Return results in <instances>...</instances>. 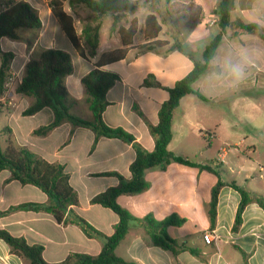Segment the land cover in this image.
<instances>
[{"label": "crops", "instance_id": "obj_1", "mask_svg": "<svg viewBox=\"0 0 264 264\" xmlns=\"http://www.w3.org/2000/svg\"><path fill=\"white\" fill-rule=\"evenodd\" d=\"M16 1L30 4L27 0ZM189 1L199 6L202 11L201 22L193 29L185 27L186 13L183 7L179 10L169 8L174 3L183 6ZM216 2L217 0H147L141 2L134 13L127 15L112 30V19L107 17L99 28L97 53L89 60H84L75 53L47 9L46 24L41 23V29L28 55L37 43L42 42L43 37H58V42L47 38L41 46L70 52L73 73L64 80L68 93L67 105L71 114L85 120L91 119V113L85 100L81 78L93 68L102 54L122 48L117 29L126 28L133 19L136 21L137 31L124 58L103 67L119 77L106 93L108 106L102 114L103 122L113 128L120 127L131 134L134 138L132 143L105 137L98 138L94 143L95 134L90 129L73 126L69 122H63L45 136L35 135L33 132L36 129L47 126L52 121V112L44 108L34 115H23L22 112L33 103V99L17 95L15 92L10 105L0 108V113L4 112V130L9 137L7 144L10 142L14 148L24 147L48 162L63 165L69 176V183L78 196V205L71 209L73 214L83 218L106 236L113 233L118 218L109 209L91 204L90 199L117 184L116 177L103 175L104 173L115 172L126 179L130 177L128 167L135 157L134 144L143 150L152 151L154 140L147 125L157 123V111L168 97L164 88L171 87L190 71L192 62L186 53L193 56L191 49L195 43L199 46L205 38H212L211 29L217 28L219 32L215 16ZM162 6L169 8L168 14L164 13ZM64 10L74 17L65 5ZM149 14L154 15L160 25L156 39L166 44L145 51L140 50L139 46L146 43L143 28L145 17ZM256 15L255 0H233L228 26L231 34L223 35L207 71L192 83L194 91L204 94L198 83L204 77H210V68L217 61L219 49L223 44L231 58H236L241 52H249L255 60L260 61L259 68L264 72V40L256 34L240 33L237 27L239 23H254ZM50 19L54 23L51 29ZM213 20L215 22L211 23ZM105 24L107 34L102 45L100 31ZM137 35L140 37L138 40ZM3 40L7 39L0 40L2 52ZM175 43L180 44L181 49L170 51L169 48ZM28 55L18 68H13L12 62L8 66L19 78L22 76L25 62L29 59ZM148 75L153 76L156 86L144 85ZM199 102L205 103L192 94L180 100L173 113L172 140L167 148L177 156L209 166L213 170L217 169L219 177L223 165H230L231 173L238 168L234 177L228 180L220 177L225 185L218 193L214 228L209 229L208 219L211 190L217 182V177L212 172L175 163L167 165L164 169H148L144 172L148 188L140 194L121 195L117 198V203L135 219L150 215L156 220H162L172 214L183 218L184 223L179 227H168L167 234L186 248L196 250L197 254L192 255L184 250L173 255L170 251L145 244L141 237L142 228L138 221H132L126 236L115 249L116 256L125 261H133L136 264H242L243 253L246 254V264H264V209L256 203L247 204L242 212L240 227L236 232L232 231L240 195L229 184L233 182L249 193L264 197V172L259 171L261 165L258 161L248 155V149L255 153L256 147L250 143L242 151L236 149L246 143L248 133L235 130L231 119L223 118L214 125V131L211 132L208 129L211 127L206 126L199 117ZM177 110L179 112L176 114ZM250 127L253 130L258 129L255 125ZM205 139L218 143L214 160L208 163L203 159H196V154L202 155L200 150ZM232 146L235 147L236 150L233 151L236 154L245 157L232 154L234 157L226 162L227 149ZM189 149L197 151L190 153L187 151ZM210 149L211 146H208L207 151ZM10 177L11 173L7 169L0 171V229H5L15 237H22L29 245L41 246L42 259L46 263L61 262L72 253L96 256L100 252L102 241L87 237L73 223L58 224L50 214L44 212H7L9 208L24 203H48L47 196L41 190L32 185H22ZM66 218L69 220L73 216L68 212ZM206 231L213 237L209 244L202 238ZM0 264H25V261L12 255L7 245L0 240Z\"/></svg>", "mask_w": 264, "mask_h": 264}, {"label": "trees", "instance_id": "obj_2", "mask_svg": "<svg viewBox=\"0 0 264 264\" xmlns=\"http://www.w3.org/2000/svg\"><path fill=\"white\" fill-rule=\"evenodd\" d=\"M145 1L147 0H131V2L129 0H47V8L75 53L80 58L89 60L97 53L99 28L103 20L111 17L112 30L127 15L134 13L141 2ZM65 3L73 14L79 9L87 11L86 16L80 20L79 29L76 28L74 17L64 10ZM6 4L9 6L0 13V40L5 38L10 41L24 42L28 47H31L33 42L23 40L19 32L38 33L42 24L37 11L25 1L6 0ZM232 4L233 0H217L215 16L219 32L204 47L200 59H195L190 53H186L192 62L190 71L171 87L164 88L168 97L157 111V123L147 125L154 140L152 151L143 150L136 144L133 145L135 157L128 167L130 174L128 179L115 172L103 174L116 177L117 184L93 196L90 203L109 209L117 216L118 221L111 235L102 234L83 218L73 214L71 209L78 205V196L69 183V176L64 171L63 165L48 162L24 147L14 148L10 142L3 150L0 148V171L7 169L11 173V180H16L22 185H32L41 190L48 198L46 204L24 203L9 208L7 212L13 210L44 212L50 214L56 223L63 225L73 223L87 237L102 241V248L96 256L72 253L61 262L46 263L42 259L41 246L29 245L22 237H15L5 229H0V240L7 245L12 255L24 260L25 264H136L133 261H125L115 254L116 247L126 236L132 221H138L142 228L141 237L145 244L170 251L173 255L184 250L192 255L197 254L196 250L186 248L167 234V228L181 226L184 223L183 218L172 214L162 220H156L150 215L135 219L117 203V198L121 195H136L145 191L148 188V183L144 179V172L151 168L164 169L167 165L175 163L209 171L217 177L208 204L209 229L214 228L218 193L225 185L220 180L219 171L177 156L167 147L172 140L173 113L178 108L180 100L184 96L192 94L203 102L208 101L202 94L194 91L191 85L207 71L209 62L229 26V12ZM183 7L186 13L185 27L187 29L195 28L202 19L201 8L191 1L184 4ZM237 27L240 33L256 34L261 40H264V29H258L254 23H239ZM136 31L137 24L134 19L128 23L126 28L119 27L117 34L122 48L102 54L93 68L81 78L80 82L86 94L85 100L91 113L90 120L82 119L69 112L68 93L64 80L73 73V64L71 56L66 51L44 48L36 57H31L25 62L22 76L17 82L14 92L23 97H31L33 103L22 114L31 116L44 108H48L52 112V121L47 126L36 129L33 132L35 135L45 136L63 122H69L73 126L90 129L95 134L94 143L100 137L117 138L131 143L134 141L132 135L122 128L106 125L103 122L102 114L108 106L106 93L119 80L117 74L104 70L103 67L124 58L126 50L132 45ZM159 32L160 25L155 16L147 15L143 28V37L146 43L140 45L139 49L151 51L164 46L166 44L164 41L156 39ZM175 49L180 50L181 45L175 43L169 48L170 51ZM12 58V53L0 50V83ZM144 85L156 86L157 84L153 76L148 75L144 80ZM137 113L142 117L141 113L138 111ZM229 186L240 195L232 226V231L236 232L241 225L245 206L256 203L264 209V197L249 193L233 182ZM68 212L72 214V219L66 218ZM242 256V264H246V254L242 253Z\"/></svg>", "mask_w": 264, "mask_h": 264}, {"label": "rangeland", "instance_id": "obj_3", "mask_svg": "<svg viewBox=\"0 0 264 264\" xmlns=\"http://www.w3.org/2000/svg\"><path fill=\"white\" fill-rule=\"evenodd\" d=\"M27 1H29V3L34 7V9L37 11L39 15L41 23L45 25L47 21V9H48L47 0H27ZM65 6L66 9H69L67 4H65ZM183 6L180 5V3H174V5H171L169 8L172 10H176V9L179 10V8ZM169 8L162 6V9L165 14H168ZM86 14L87 11L85 9H79L77 10V12H75L74 19H75L76 28L79 29L80 20L83 19L86 16ZM51 20L52 19H50V24H49L50 29L54 25V23H52ZM217 33H218L217 28L211 29L212 37L215 36ZM19 34L23 38V40H30L32 42H34V40L37 37V33L31 31H20ZM106 34H107V29L105 24L103 25L100 31V41L102 45L104 44V38ZM230 34H231V29L229 27L226 32V35H230ZM54 37L55 38H52L51 36L43 37L42 42L37 43L33 47V51L31 52L30 55H28V52L30 51V47H28L27 44L24 42L10 41L8 39L3 40V42L1 43V49H3V52L12 53L13 58L11 59V62L13 68L16 69L25 59V56L28 55V58L36 57L39 54V52L42 49H44L43 46L41 45L47 38L54 39L55 42L56 41L58 42V37L55 35ZM139 38H140L139 35H137L136 40H138ZM211 39L212 38L209 36L205 38L202 42H200L199 46L196 43L194 44V47L191 45L192 46L191 53L193 54V57H198L200 59L202 50ZM228 52L229 51H227L226 46L223 44L219 49L217 61L210 68L209 71L210 77H204L198 83L200 85V89L204 93L203 95L209 99L205 103H201V102L198 103L199 117L203 120V123L206 126L211 127L208 128L211 130V132L214 131L213 127H215L214 126L215 124L219 123L223 118H226V120L231 119L232 125L234 126L235 130H237L240 133H248V140L246 141V143L244 145L242 144L238 146V148L236 149H240L242 151L243 149H245V146H247V144L249 145L250 143H253L254 146L256 147V151L255 153H253L250 149H248L249 151L248 155L249 157L256 159L258 161V163L261 165L259 171L264 172V164H262L264 163V72H262V69L259 68L258 63H260V61L255 60L257 66L249 71L248 79L239 88H231L227 86L226 82L225 83L218 82L217 80L213 79L215 78L214 74H221L222 79L223 77L226 76L225 62L228 58H231L230 53ZM67 53L70 55V52ZM210 78L211 80H209ZM177 112L179 111L177 110L176 114ZM5 125L6 124L4 122V112H1L0 113V148L2 150L8 145L7 140L9 138L8 134L4 130ZM252 125H255L258 129L256 130L251 129L250 126ZM222 126L223 125L221 124V128H220L221 133H222ZM208 146H211V149L209 151H207ZM202 147H203L202 150H200L202 152V155L197 156L196 154V159L197 160L203 159V161L207 163L211 162V160H214V157L218 149V143L212 140L208 141L207 139H205L202 143ZM234 149H235L234 146L227 149L228 157H226L225 160L226 162H228L230 158L234 157L232 154H236L235 151H233ZM187 151L191 153L197 150L189 149ZM236 155L245 157L244 155L239 153H237ZM237 171L238 168H235L234 172L231 173L230 165L228 164L223 165V167L220 170V177L223 180H228L230 179V177H234ZM240 174L243 175V173Z\"/></svg>", "mask_w": 264, "mask_h": 264}, {"label": "clouds", "instance_id": "obj_4", "mask_svg": "<svg viewBox=\"0 0 264 264\" xmlns=\"http://www.w3.org/2000/svg\"><path fill=\"white\" fill-rule=\"evenodd\" d=\"M131 2V0H129ZM257 15L253 21L257 28H264V0H255ZM256 62L247 51L241 52L236 58H228L225 62L226 76L214 74L218 82L227 84L231 88H239L248 79L249 71L255 68Z\"/></svg>", "mask_w": 264, "mask_h": 264}, {"label": "built area", "instance_id": "obj_5", "mask_svg": "<svg viewBox=\"0 0 264 264\" xmlns=\"http://www.w3.org/2000/svg\"><path fill=\"white\" fill-rule=\"evenodd\" d=\"M13 1L18 2L16 0ZM8 6L9 4H6V0H0V13ZM214 22L215 20H213L211 23ZM19 80V76L12 72L9 68L5 71L2 82L0 83V108L10 105L11 97ZM202 238L206 244H209L213 240L211 233L208 231L203 233Z\"/></svg>", "mask_w": 264, "mask_h": 264}, {"label": "water", "instance_id": "obj_6", "mask_svg": "<svg viewBox=\"0 0 264 264\" xmlns=\"http://www.w3.org/2000/svg\"><path fill=\"white\" fill-rule=\"evenodd\" d=\"M216 12V11H215Z\"/></svg>", "mask_w": 264, "mask_h": 264}]
</instances>
